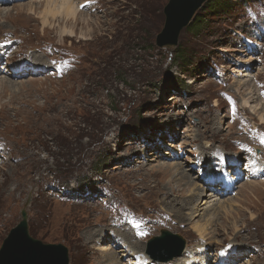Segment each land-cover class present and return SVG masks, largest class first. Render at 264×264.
Segmentation results:
<instances>
[{"label":"rangeland","instance_id":"obj_1","mask_svg":"<svg viewBox=\"0 0 264 264\" xmlns=\"http://www.w3.org/2000/svg\"><path fill=\"white\" fill-rule=\"evenodd\" d=\"M226 1L206 2L178 44L161 47L169 0H77L89 21L47 26L45 0H0V79L12 81L0 84V247L26 207L31 234L68 246L70 264H103L89 233L104 229L110 244L109 228L121 227L145 246L133 256L116 253L123 264L138 257L171 264L146 252L163 228L181 234L191 256L206 247L203 264L221 263L232 248L246 251L222 263L264 264L262 110L242 108L238 95L247 87L237 90L250 80L264 105V0ZM23 4L39 7L30 13ZM25 63L42 68L13 74ZM208 159L216 164L212 180ZM169 163H182L194 188L218 191L220 200L209 199L191 220L179 218L193 191L159 171ZM223 167L235 185L228 194L225 185L209 186ZM223 200L235 204L234 215L213 211ZM209 218L201 240L193 226ZM111 243L109 251L120 248L115 235Z\"/></svg>","mask_w":264,"mask_h":264},{"label":"bare ground","instance_id":"obj_2","mask_svg":"<svg viewBox=\"0 0 264 264\" xmlns=\"http://www.w3.org/2000/svg\"><path fill=\"white\" fill-rule=\"evenodd\" d=\"M3 1L5 2V0H3ZM43 4H44V6H43V9H42V12H41L42 13L41 19H42V24L44 26H47L48 24H52V21H57V20L58 21L61 20V21H65V22H70V21L77 22L79 17H83L85 20L87 19V21H89V19H90V18H85V16H83V15H85L83 13L84 11L83 12H79L78 5H80V4H78L77 0H45V2ZM33 5L34 4H29V5L23 4L22 7L29 6L28 9H30V13H31V12L36 11V8L39 7V6H35L34 7ZM40 7H42V6H40ZM80 10H82V9H80ZM84 19L81 18L82 21ZM62 33H64V34L65 33H69V35H73V32L71 30H68L66 27L62 28ZM27 64L28 63H25V65H23V66L21 65V66L15 67V69L13 71V74H18V73L23 74L29 68H31L34 71L38 72L42 68V67H40V64H37V63H35V64L32 63L33 65H30V66H28ZM244 74H245V76L246 75H251L250 72L249 73L246 72ZM249 81L245 80L244 83L240 82V84L237 87L238 91H239V89L242 90L245 87H247V88H246L245 91L244 90L242 91L244 97L243 98L240 97L241 95L240 96L238 95V97L241 100V104L243 106L242 108H248L252 112V114L256 113L259 110L261 112V110H262V113L260 115L259 114L258 115L260 117V120H262L261 122L264 123V105L257 103V99H258V96H256L257 92H255L254 87L252 86V84H250L251 82L249 83ZM4 82L9 84V82H12V81H9V80L7 81V80L0 79V84L1 85L5 84ZM254 102L256 104H252ZM213 123L217 124V126H219L218 120H217V123L216 122H213ZM225 156H229V155L225 154L222 157V158H224V159H222V162L224 161V163L226 164L227 163V158H225ZM237 156H236V153H233L231 158L233 159V163L234 164L239 165V160L237 159ZM204 163L205 164H203V165L208 168L207 173H206L207 174V179L208 180H212L213 179L212 178L213 172H212L211 169L216 164L214 165V161H209V159L204 161ZM237 169H238L237 173H240V169L238 167H237ZM159 171H161L162 173H166V172L172 173V175L174 176L173 179L179 184V187H178L179 189H180V187L183 186V188L185 190H189L191 188L190 191L191 192L193 191V193L188 195L189 198H186V200L183 199L184 201L181 200L182 203H181V205L179 207V210L177 212V216L179 218H181V219L191 220L195 215L197 216V215H199L201 213V210H202V207H203L202 205H207V204L209 205L210 204L211 200H209V199H212V200L214 199V201L219 199L218 198V194H219L218 191L217 192L216 191L211 192V191H213V190H211L210 192H206L204 189L194 188L193 187L194 183L191 180V177L189 176V173H187V170L185 169V167L182 166V163H178L176 165L169 163V165H165V167H163V168L160 167ZM262 171H263V169H262ZM257 173L258 172L256 171L255 174H257ZM208 176H210V178H208ZM216 178H217V180L214 181L216 183H213V184L209 183V186H211V187L216 189V188H218V187H220L222 185H225L226 188H227V191H228L227 194L229 193V191H232V189L233 190L235 189L234 180H232L233 178L232 179L230 178V174L228 173L226 168L223 167V169L220 171L218 177H216ZM246 184L248 185L249 182H247ZM229 186H232V187L228 188ZM174 191L175 190H173V192ZM169 192L170 191H165L164 190L163 194L165 193L164 195H166L167 193L169 194ZM221 192H222V190H221ZM204 197H206V198H204ZM169 199H170V196L166 199V202L168 204L170 203L169 205L174 206L176 201L171 199V201L174 202L172 204L171 201H168ZM234 205L235 204L227 202V201H224V200L223 201H218L216 203L217 207L214 208V210L213 209L212 210L214 212H216L218 209H222L224 211L225 217H229L230 215H234V213L236 212V210L233 207ZM188 206H190V209H189ZM211 206H213V205H211ZM185 208H188L191 211V213L189 214L190 217L185 215V212H184ZM206 212L208 213L209 211L206 210ZM205 222H206V224H197V223H195V225L193 226L194 227L193 228L194 231H196L198 233V235L200 236V239L201 238L205 239L207 237V235L210 233L208 228L214 221L211 218H209ZM115 226L116 225H113V227H115ZM234 227H235V229L237 231L240 230V227L237 224H234ZM111 229H113V228H109V230H108V231H111V236L109 237V240L112 242V239L114 238V235L116 236V240L118 241V246L120 247L118 250L109 251V249H112L114 246H112L111 242H109L110 244H108L107 236L105 234V230L104 229H103V231H102V229H95L94 231L89 233L90 234L89 235L90 241L91 240L95 241L96 244H97V242H100V245H98L99 246L98 248L102 252V259L104 261L103 264H123V263H120V259L122 257L116 256L115 255L116 253L122 252L123 253L122 256L126 257L128 255L133 256L134 254H138V253H140L139 249H144L145 246H143V248H141V245H138L135 242V238H134L135 235H133L131 232L126 231V230H128L127 228H125V227H121L119 229L117 228V230H119V231H113ZM102 235L106 238L107 241H105V240H104L105 242L101 241L104 238V237L101 238ZM199 244H201V243H199ZM109 245H111L112 248ZM143 245H145V244H143ZM203 248H204V250H203ZM236 248H238V247H236ZM133 249H135V250L137 249V251H133ZM193 250H197L198 251V253H196L198 255L197 257L190 255L191 253H190V249L189 248L186 249V251L184 249L183 253L181 255H179V256H177V257H175V258H173L171 260L172 261L171 264H203V263H206V261L209 258V255H210V254L206 253V251H205L206 247H202V246H198L197 245V247H195ZM201 250H203V252H200ZM232 250H236V251H232ZM243 251H246V250H241L240 251L238 249H233L232 248L231 249V253L230 252H228L227 254L225 253V255L223 257H225V256L226 257L223 258L221 263H219V264H224L222 262L223 261L225 262L226 258H228V256H232L233 253H234L235 256L236 255L238 256V253H244ZM118 259H119V263H118ZM137 259L138 260L135 262V264L136 263L141 264V262L143 263V261H142L143 259H141V261H139L140 257H138ZM168 262H170V261H168ZM164 263H166V262H164ZM152 264H153V262H152Z\"/></svg>","mask_w":264,"mask_h":264},{"label":"water","instance_id":"obj_3","mask_svg":"<svg viewBox=\"0 0 264 264\" xmlns=\"http://www.w3.org/2000/svg\"><path fill=\"white\" fill-rule=\"evenodd\" d=\"M208 0H169L164 8L166 21L158 35L161 47L176 46L181 31L193 21L196 13ZM257 153L260 150L257 149ZM22 219L11 229L0 247V264H70L69 248L63 243H47L31 234L28 210L21 211ZM146 252L160 262L181 255L186 239L179 233L163 228L148 241Z\"/></svg>","mask_w":264,"mask_h":264},{"label":"trees","instance_id":"obj_4","mask_svg":"<svg viewBox=\"0 0 264 264\" xmlns=\"http://www.w3.org/2000/svg\"><path fill=\"white\" fill-rule=\"evenodd\" d=\"M214 0H209L208 2H207V5L208 4H211L212 2H213ZM216 1V0H215ZM219 1V0H218ZM228 4H231V2H229L228 0L226 1ZM226 3V4H227ZM205 5H203V7H204ZM225 10H228V7L225 9ZM195 19H193V21L191 22V24L188 26V28L190 27V26H192V25H194V24H196V23H198L199 22V19H198V16H197V14H196V16L194 17ZM180 50V49H179Z\"/></svg>","mask_w":264,"mask_h":264},{"label":"snow or ice","instance_id":"obj_5","mask_svg":"<svg viewBox=\"0 0 264 264\" xmlns=\"http://www.w3.org/2000/svg\"><path fill=\"white\" fill-rule=\"evenodd\" d=\"M89 2H91V0H85V3H89ZM85 6V4H81L80 5V7H84ZM230 99V98H229ZM233 104H234V102H233ZM260 143L261 144H264V137H261V140H260ZM229 247H231V246H229Z\"/></svg>","mask_w":264,"mask_h":264}]
</instances>
